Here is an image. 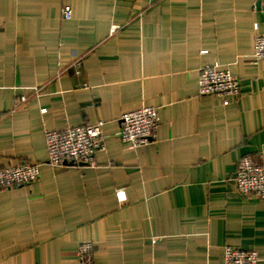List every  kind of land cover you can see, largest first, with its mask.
<instances>
[{"label":"crops","instance_id":"0c3cea01","mask_svg":"<svg viewBox=\"0 0 264 264\" xmlns=\"http://www.w3.org/2000/svg\"><path fill=\"white\" fill-rule=\"evenodd\" d=\"M260 34L264 0H0V170L41 169L0 193V264H80L85 242L94 264H223L227 247L264 258V200L234 182L241 158L264 153ZM218 62L240 93L199 96L200 69ZM144 106L160 124L135 149L119 118ZM99 121L95 167L48 164L46 131Z\"/></svg>","mask_w":264,"mask_h":264},{"label":"built area","instance_id":"2783aa9c","mask_svg":"<svg viewBox=\"0 0 264 264\" xmlns=\"http://www.w3.org/2000/svg\"><path fill=\"white\" fill-rule=\"evenodd\" d=\"M63 17L72 18V10L64 7ZM116 31V28L114 29ZM205 53V52H204ZM255 60H264V34L257 35L254 45ZM78 65V62L75 64ZM240 93V81L228 68L215 63L202 67L199 72V96L227 98ZM27 97H21L17 105L25 104ZM0 113V122L3 119ZM118 137L124 145L132 148L147 146L155 141L160 124L158 108L144 106L133 112L124 113L119 118ZM104 122L85 124L64 131H46L45 139L48 164L55 168L69 165L95 167L96 154L105 149ZM39 165L23 163L0 170V193L15 187H23L39 181ZM234 182L240 197L264 200V153L256 158L244 156L240 159ZM121 195V192H120ZM94 246L90 242L80 244L78 259L80 264H94ZM223 264H264V258L255 251L227 247Z\"/></svg>","mask_w":264,"mask_h":264}]
</instances>
